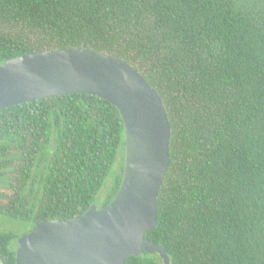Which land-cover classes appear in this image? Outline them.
<instances>
[{
    "label": "trees",
    "instance_id": "obj_1",
    "mask_svg": "<svg viewBox=\"0 0 264 264\" xmlns=\"http://www.w3.org/2000/svg\"><path fill=\"white\" fill-rule=\"evenodd\" d=\"M73 47L116 55L162 100L169 162L145 237L171 264H264V0H0V63ZM124 147L117 108L95 95L0 108L3 263L36 221L108 204Z\"/></svg>",
    "mask_w": 264,
    "mask_h": 264
},
{
    "label": "water",
    "instance_id": "obj_2",
    "mask_svg": "<svg viewBox=\"0 0 264 264\" xmlns=\"http://www.w3.org/2000/svg\"><path fill=\"white\" fill-rule=\"evenodd\" d=\"M71 93L98 96L121 116L123 172L113 199L77 217L36 221L18 238L16 264H122L141 251L171 264L145 233L168 162L169 123L159 94L113 54L73 47L28 52L0 63V108Z\"/></svg>",
    "mask_w": 264,
    "mask_h": 264
},
{
    "label": "rangeland",
    "instance_id": "obj_3",
    "mask_svg": "<svg viewBox=\"0 0 264 264\" xmlns=\"http://www.w3.org/2000/svg\"><path fill=\"white\" fill-rule=\"evenodd\" d=\"M123 161V156L120 154L117 156V159L112 167V169L110 170L108 176L106 177L102 187L100 188L98 194L96 195V203L100 204V202H102L105 198H106V194L113 182V179L115 177V175L119 172V167L121 165V162ZM119 169V170H118Z\"/></svg>",
    "mask_w": 264,
    "mask_h": 264
},
{
    "label": "flooded vegetation",
    "instance_id": "obj_4",
    "mask_svg": "<svg viewBox=\"0 0 264 264\" xmlns=\"http://www.w3.org/2000/svg\"><path fill=\"white\" fill-rule=\"evenodd\" d=\"M33 226V225H32ZM32 226L27 230V232L28 231H30V229L32 228ZM27 232H25V233H27ZM24 232L23 233H21L17 238H16V244H15V247H14V259H15V255H16V250H17V248H18V238L21 236V235H23V234H25ZM13 246V245H12ZM146 252L145 251H141L138 255H143V254H145ZM149 254H153V253H149ZM137 255V256H138ZM130 256H134V255H130ZM129 257V256H128ZM0 264H4L3 263V261L0 259ZM15 264H16V262H15Z\"/></svg>",
    "mask_w": 264,
    "mask_h": 264
}]
</instances>
